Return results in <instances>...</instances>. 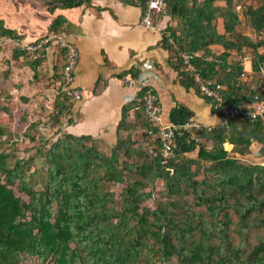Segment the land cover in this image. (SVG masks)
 <instances>
[{"label": "trees", "instance_id": "16d2710c", "mask_svg": "<svg viewBox=\"0 0 264 264\" xmlns=\"http://www.w3.org/2000/svg\"><path fill=\"white\" fill-rule=\"evenodd\" d=\"M57 1L47 0L51 11L86 0ZM219 1L166 0L167 9L157 18L169 15L177 22L167 27L162 43L172 51V66L186 89L194 87L201 95L191 72L182 69V51L194 54L204 76L224 85L230 105L251 107L264 100V0ZM245 1L250 3L243 14L255 35L240 29L239 8ZM219 17L225 21L224 34L217 30ZM65 22L57 16L52 32L67 33ZM1 35L15 32L0 25ZM54 44L58 51L50 70L44 61ZM213 44L225 50L211 53ZM13 56L31 66L34 80L48 79L45 90L53 88L54 94L43 96L37 107L45 115L29 119L31 98L14 101L0 80V109L10 117H0V264H27L31 258L38 264H264V162L237 156L258 142L264 157L261 120L229 117L222 124L190 129L177 138L175 155L163 163L159 149L152 153L143 145L150 129L157 128L144 103L133 100L123 108L117 142L104 151L92 136L65 130L79 117L62 80L67 49L58 43L35 51L17 47ZM247 60L251 74L244 76ZM129 72L140 73L136 68ZM12 115L21 119L30 141L40 137L34 148L45 159L44 167L30 171L36 154H15L24 139L11 129ZM193 115L187 106L176 105L169 120L181 124ZM42 123L59 126L56 140H43L37 128ZM157 180L163 181L159 191ZM119 183L126 185L116 192L112 186Z\"/></svg>", "mask_w": 264, "mask_h": 264}, {"label": "crops", "instance_id": "0c3cea01", "mask_svg": "<svg viewBox=\"0 0 264 264\" xmlns=\"http://www.w3.org/2000/svg\"><path fill=\"white\" fill-rule=\"evenodd\" d=\"M225 3V0L218 2L220 5ZM53 4L59 3L54 0ZM239 9L240 29L244 34L255 35L254 29L246 23L242 6ZM143 11L140 1L129 0H86L79 6L56 7L54 11L49 9L47 0H0V25L14 31V36L26 44L53 33L52 23L57 16L65 18L67 39L79 50L74 86L80 88L84 96L73 108L79 117L75 123L65 126L67 132L90 135L106 147L114 145L123 108L138 100L139 87L145 80L158 93L165 122H170L169 114L174 106L185 105L194 112V120L201 125L224 123V118L212 111L210 101L199 95L194 87L186 89L180 83L179 73L172 66V51L163 45L162 38L167 27L177 21L165 15L155 20L154 28H148L142 23ZM216 25L220 34L226 32L223 17L217 19ZM14 36H0V80L5 82L2 89L7 87L6 82H11L12 89L8 93L13 95L14 101L26 95L33 103L40 88L43 91L39 98L53 95V88L45 90L48 79L34 80L31 66L21 57L13 56L14 49L20 47L12 41ZM210 48L215 54L225 50L221 44H213ZM56 50L55 44L49 48L48 61H44L47 68L48 63L52 64ZM245 66L251 74V62L250 68L247 62ZM134 68L140 72L138 77L126 73ZM32 103H28V107ZM139 135L138 129L135 138ZM227 146L233 147L229 143ZM261 147L262 144L254 142L249 153L237 156L244 161L256 162L262 158L259 155Z\"/></svg>", "mask_w": 264, "mask_h": 264}, {"label": "built area", "instance_id": "2783aa9c", "mask_svg": "<svg viewBox=\"0 0 264 264\" xmlns=\"http://www.w3.org/2000/svg\"><path fill=\"white\" fill-rule=\"evenodd\" d=\"M138 1L143 4L142 0ZM166 9V0H148L146 6H144L142 23L148 28H154L157 16L164 13ZM167 35L170 36L169 32H167ZM8 40H12V38H8ZM12 41L16 46L27 48L30 51L43 48L45 44L49 43H58L61 47H65L67 49V63L64 67L62 80L76 104L83 100L84 96L82 90L74 86L76 79L75 68L79 60V50L74 42L67 39L66 32L60 34L49 33L40 40H35L26 44L18 38H14ZM170 41L173 43L171 37ZM181 54L183 61L182 69L191 72L193 83L199 93L212 101V107H214V110L220 113L223 118L252 117L258 118L264 124V100L255 102L251 107L230 105L223 94L224 85L216 79L206 77L201 73L193 62L194 54L187 51H182ZM246 74L249 75V72L247 71V73L243 75L245 76ZM139 92L141 95H139L138 101L144 103L147 117L157 128L155 130L150 129V136L143 145L152 153H156L157 149H159L163 155L162 162L166 163L170 157L175 155L174 149L177 138L183 136L185 132L190 129L199 128L201 124L194 119H189L181 124L165 122L163 120V107L155 87L149 81L145 80L139 87Z\"/></svg>", "mask_w": 264, "mask_h": 264}, {"label": "rangeland", "instance_id": "374dc122", "mask_svg": "<svg viewBox=\"0 0 264 264\" xmlns=\"http://www.w3.org/2000/svg\"><path fill=\"white\" fill-rule=\"evenodd\" d=\"M246 2L245 3H242V8H245L244 6L246 5ZM25 62V61H24ZM23 62V63H24ZM247 62V67L250 68V61H246ZM7 86V87H6ZM6 87V88H5ZM5 89L6 91H9L12 89V83L11 82H6L5 84ZM1 91V90H0ZM46 96V95H45ZM42 99L44 98H40V99H36L35 101H33V103L30 101V103H32V106L30 107V115H29V119H33V120H38L40 119L42 116L45 115V112H41V111H37V107L42 103ZM31 105V104H30ZM1 106V105H0ZM11 107H15V106H11ZM0 117L1 118H5L6 120H9L8 118V115L5 113V112H2V110L0 109ZM0 118V121H2V119ZM12 118V123L10 124V127L12 130H19V134L20 136H22V138L24 139V141H19L16 145V151H15V154L16 155H19L21 157H28V156H31L33 154H36V158L31 166V170H34L35 167H44L45 164V159L40 156L38 153H36V149L34 148V146L36 144H39L40 140L37 135V139L35 141H30L29 140V137L27 135H24L25 131H24V126L22 124V121L21 119L18 117V116H15L12 115L11 116ZM14 118V119H13ZM4 120V119H3ZM51 123V122H50ZM50 123H42L40 124L37 128H39L42 132V135H43V140H47L49 139L50 142H53L54 140L57 139V136L54 135V132L58 130L59 126L58 125H55L54 127L50 124ZM37 128L33 129V130H30V131H36ZM22 130V131H21ZM29 131V132H30ZM37 134V133H36ZM140 137V136H139ZM145 142V141H144ZM143 142V143H144ZM100 145V144H99ZM104 149V151H110V149L112 148V146H104V145H101ZM100 146V147H101ZM6 147V146H5ZM147 148V147H146ZM257 162H264V157L260 158L259 160H257ZM126 185V183H119V184H115L114 186H112V188L116 191V192H120L121 189ZM163 188V181L162 180H157L156 181V189L159 191ZM24 197H26L24 195ZM151 202V201H150ZM262 233H260L261 235ZM176 263V261H174V264ZM27 264H38L37 260L35 258H31L28 260Z\"/></svg>", "mask_w": 264, "mask_h": 264}]
</instances>
